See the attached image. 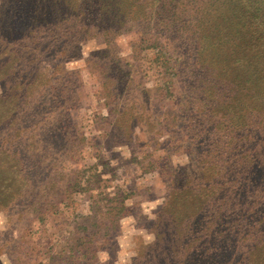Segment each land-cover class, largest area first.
I'll list each match as a JSON object with an SVG mask.
<instances>
[{
	"label": "rangeland",
	"instance_id": "1",
	"mask_svg": "<svg viewBox=\"0 0 264 264\" xmlns=\"http://www.w3.org/2000/svg\"><path fill=\"white\" fill-rule=\"evenodd\" d=\"M13 28L0 26V264H264L260 136L225 130L221 112L199 123L216 91L176 64L173 40L160 51L132 32L35 63L31 30Z\"/></svg>",
	"mask_w": 264,
	"mask_h": 264
},
{
	"label": "trees",
	"instance_id": "2",
	"mask_svg": "<svg viewBox=\"0 0 264 264\" xmlns=\"http://www.w3.org/2000/svg\"><path fill=\"white\" fill-rule=\"evenodd\" d=\"M0 13V26L10 22L15 31L31 30L35 63L44 59L46 49L65 59L96 38H103L111 49L121 35L152 34L150 48L160 51L166 48L159 42L161 36L173 40L176 44H169L175 45L176 64L192 61V81L216 91L208 94L206 106H194L199 123L211 122L221 112L231 121L223 127L232 134L240 126H252V135L260 136L255 169L264 172V0H6ZM9 37L20 46L28 35L14 32ZM174 57L164 56L162 64L175 70L168 66ZM39 79L36 72L32 96L39 90ZM252 96L254 101L243 105ZM246 218L242 214V222ZM259 219V240L251 237L257 243L264 242V217Z\"/></svg>",
	"mask_w": 264,
	"mask_h": 264
}]
</instances>
